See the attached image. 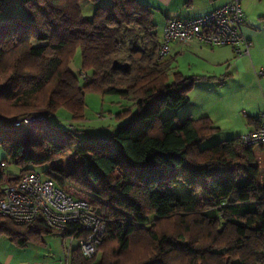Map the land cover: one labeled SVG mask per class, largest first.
Instances as JSON below:
<instances>
[{"label": "trees", "instance_id": "1", "mask_svg": "<svg viewBox=\"0 0 264 264\" xmlns=\"http://www.w3.org/2000/svg\"><path fill=\"white\" fill-rule=\"evenodd\" d=\"M82 1L0 0V145L18 167L0 169V186L48 163L43 172L62 190L89 198L106 220L101 254L75 247L69 264H264V143L237 135L201 149L217 128L206 117H178L196 78L159 58L154 9L111 0L87 18ZM87 91L131 105L120 104L115 117L127 120L108 136L79 139L74 125L69 139L81 161L72 170L58 164L66 144L33 129L20 139L13 120L43 112L47 122L61 107L80 119ZM55 231L41 218L20 225L0 216V236L18 246ZM61 234L82 235L73 224Z\"/></svg>", "mask_w": 264, "mask_h": 264}, {"label": "crops", "instance_id": "2", "mask_svg": "<svg viewBox=\"0 0 264 264\" xmlns=\"http://www.w3.org/2000/svg\"><path fill=\"white\" fill-rule=\"evenodd\" d=\"M139 1L167 14L166 25L170 19L192 18L230 0H203L202 4L207 3L205 6H195L194 0ZM210 2L212 7L208 5ZM242 7L243 28L250 41L249 54L237 57L231 46H210L193 38L186 42L173 41L166 58L172 60L174 70L185 77L196 78L188 94L189 101L178 110V117H206L217 132L238 135L255 130L254 118L264 112V74H257L260 70L264 72V0H243ZM95 8L91 1L81 2L82 13L87 18L93 15ZM240 110L245 112L241 115ZM31 133L32 129L28 132L29 139ZM44 236L41 242L29 241L24 246L0 236V264H67L58 247L57 253L37 258L39 243L48 241ZM50 250L53 249L50 247Z\"/></svg>", "mask_w": 264, "mask_h": 264}, {"label": "built area", "instance_id": "3", "mask_svg": "<svg viewBox=\"0 0 264 264\" xmlns=\"http://www.w3.org/2000/svg\"><path fill=\"white\" fill-rule=\"evenodd\" d=\"M242 1L230 0L192 18L170 19L160 40L159 58L168 56L173 41L186 42L193 38L210 46H231L237 57L249 54L250 41L243 28ZM257 74L263 75L264 72L260 70ZM46 120L43 112H34L16 118L12 124L16 128H40ZM259 120L258 128L242 134L246 145L264 143V112L260 114ZM69 130L71 134L77 132L74 125H70ZM0 216L8 217L20 225L41 218L50 228L60 232L69 225H76L82 235L66 237L67 264L75 247L85 257L96 255L106 228L105 218L95 211L89 199L66 193L43 171L25 172L17 182L0 186Z\"/></svg>", "mask_w": 264, "mask_h": 264}, {"label": "rangeland", "instance_id": "4", "mask_svg": "<svg viewBox=\"0 0 264 264\" xmlns=\"http://www.w3.org/2000/svg\"><path fill=\"white\" fill-rule=\"evenodd\" d=\"M110 2L111 0H99L97 2H92V4L98 7L102 5H108L110 4ZM202 2L203 0H194L195 6H198V4H202ZM206 4H202V6H205ZM208 5L212 7L213 3L210 2L208 3ZM15 6L20 11V7L17 4ZM155 8L156 9H154L155 13L153 19L156 23V31L158 37H161V35L163 34V27H165L164 25L166 22L167 14L165 15L163 12H160L158 7L155 6ZM168 17L173 16L168 15ZM80 61V51H77L71 64V68L76 73L80 69ZM120 104L125 105V107H128L129 105H131V102L122 99L119 95H101L97 92L87 91L85 94V108L82 118L73 119L71 113L66 108L61 107L55 115L49 117V120L46 122L45 126L41 124L40 128L25 126L23 128L18 129V131L20 132V139L23 142H27L29 139L28 137H30L28 135V132L33 129V134L38 137L47 135L59 144H66L64 154L61 158H59L58 164L61 168L65 170H72L81 161V156L76 153L77 139H69V134H71L68 131L70 125H75L79 129V139H82L88 133L108 136L116 130L118 125L124 123L127 120V118H122L121 120H118L115 117V114L122 109V107H120ZM131 109L132 111H134L135 108L133 107ZM170 112L171 110L169 108H164L160 112V117L165 119L170 115ZM243 112L245 111L240 110L241 115L243 114ZM22 131H25V134H23ZM238 134L239 133L236 132H216L211 137L201 141L199 143V147L203 149L214 143L225 140L229 137L236 136ZM2 160L6 161V164L0 167V169H3L5 173L18 172V167L11 162L5 150L0 145V162ZM49 165L50 164L47 163L37 166L36 171H45L49 168ZM80 197H86L87 199H89L86 195H81ZM5 237L9 239L7 236ZM44 237H46L48 241L44 244L39 243L38 248L40 247V249H38V259H40V257L44 258V255L46 257L49 253H57V247L61 250L62 254L64 255V258L66 257L65 245L67 243V238L63 240L60 231H55L53 233L46 234ZM50 247L53 249L52 251L50 250ZM100 254L101 250H98L96 256L98 257L100 256Z\"/></svg>", "mask_w": 264, "mask_h": 264}, {"label": "water", "instance_id": "5", "mask_svg": "<svg viewBox=\"0 0 264 264\" xmlns=\"http://www.w3.org/2000/svg\"><path fill=\"white\" fill-rule=\"evenodd\" d=\"M113 67H123V68H125V67H127V64H120L119 62L114 61Z\"/></svg>", "mask_w": 264, "mask_h": 264}]
</instances>
